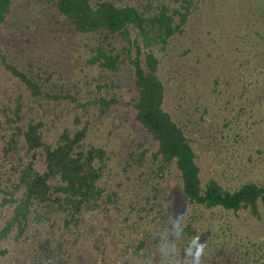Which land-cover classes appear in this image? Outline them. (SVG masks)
I'll return each instance as SVG.
<instances>
[{
  "label": "trees",
  "instance_id": "16d2710c",
  "mask_svg": "<svg viewBox=\"0 0 264 264\" xmlns=\"http://www.w3.org/2000/svg\"><path fill=\"white\" fill-rule=\"evenodd\" d=\"M243 1L248 2L230 0L227 10L239 14L244 27L225 26V8L221 15L215 14L213 27L222 42L238 45L234 47L239 57L229 67L243 75L242 102L262 119L264 0H250L254 12L242 7ZM14 2L0 0V39ZM55 5L76 32L99 37L85 67L118 73L123 54L106 39L119 36L127 47L137 90L132 120L145 136L137 146L127 147L130 150L120 162L122 179L135 177V182L113 190L101 184L109 151L88 142L87 124L71 127L65 120L67 112L59 101L73 99L65 82L55 83L54 73L44 76L19 68L0 46L1 64L14 82L7 94H17L14 108L5 109L13 132L4 151L9 154L22 144L29 155L23 166L13 168L15 188L0 187L2 207L12 209L0 228V257L8 255V243L28 238L35 225L41 233L48 227L44 240L37 241L44 246L37 255L46 259L36 264H55L54 260L57 264H161L157 245L168 228V214L175 213L188 236H195L206 249L203 264H264V235L241 231L235 221L242 211L262 217L264 184L249 180L234 188L217 177L204 182L185 125L165 109L167 87L160 72L176 67L182 53H193L204 40L189 26L207 10L208 0H56ZM239 36L241 41L236 40ZM205 40L210 49L211 42ZM92 100L82 106L97 104L102 115L118 103L117 98L101 96ZM82 116L76 115L77 125H82ZM50 228L59 232L50 233ZM186 243L177 242L181 255Z\"/></svg>",
  "mask_w": 264,
  "mask_h": 264
},
{
  "label": "rangeland",
  "instance_id": "374dc122",
  "mask_svg": "<svg viewBox=\"0 0 264 264\" xmlns=\"http://www.w3.org/2000/svg\"><path fill=\"white\" fill-rule=\"evenodd\" d=\"M116 1L122 3L125 0ZM208 2L207 10L198 13L194 26H189L197 37L202 35L204 40L194 46L196 51L193 53H182V62L177 63L176 67L170 66L160 72L167 87L165 109L176 121L185 125L199 156L204 182L217 177L223 185L234 188L249 180L264 184V116L260 119L255 114L257 111L242 102L239 92L242 90L243 75L236 73V70L233 73V68L229 67L233 59L239 57L234 47L238 45L223 43L213 27L215 14L221 15L224 8L227 13L230 0ZM55 3L56 0H15L13 13L2 26L1 49L8 60L19 68L29 73H44V76L54 73L55 83L65 82L67 92L70 91L73 98L59 101L67 112L64 114L65 120L71 127L87 124L90 131L88 142L105 146L109 151L111 159L101 184L110 190L118 189L120 185H132L135 177L122 179L123 165L120 161L126 158L130 150L127 147L137 146L145 133L132 120L135 113L132 103L136 102L137 90L126 58L127 47H124L119 36L106 39L123 54L122 70L118 73L103 72L97 66L85 67L88 53L98 44L99 37L76 32L57 11ZM242 7L253 12L255 8L250 0L246 3L243 1ZM226 16L223 21L225 26H245L234 10H230ZM205 39L212 43H209L212 46L210 49ZM236 40L241 41L240 36ZM8 73L0 61V187L13 190L17 183V172L15 174L13 168L23 166L29 155L22 144L9 154L4 151V144L13 132L5 109L14 108V98L17 96L7 94V89L14 87ZM58 74L63 79L61 82ZM212 88L215 91H209ZM95 96L117 98L118 103L107 109L104 115L99 112L97 104L91 102L86 108L82 106L84 101H91ZM202 102L205 103V110ZM79 113L83 114L82 125L75 123ZM241 134L245 138L242 139ZM236 138L238 140L234 142ZM19 194L16 192V196ZM2 201L3 193L0 191V228L12 210L8 206L3 208ZM235 221L241 231L264 235V213L258 219L248 211H242ZM41 231L37 232L33 225L28 238L8 243L6 248L9 253L0 257V264L42 263L46 257L37 253L44 252V246L37 241L44 240L48 227ZM49 232L59 231L50 228ZM54 262L57 264L56 260Z\"/></svg>",
  "mask_w": 264,
  "mask_h": 264
},
{
  "label": "clouds",
  "instance_id": "9594fccd",
  "mask_svg": "<svg viewBox=\"0 0 264 264\" xmlns=\"http://www.w3.org/2000/svg\"><path fill=\"white\" fill-rule=\"evenodd\" d=\"M175 215V213L168 214V228L161 235L157 245L161 264H203L206 249L195 236H188L185 224L178 223ZM185 240L187 243L183 247L181 255V249L177 246V242Z\"/></svg>",
  "mask_w": 264,
  "mask_h": 264
}]
</instances>
